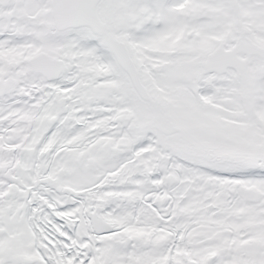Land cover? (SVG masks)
<instances>
[{
	"label": "snow or ice",
	"instance_id": "1",
	"mask_svg": "<svg viewBox=\"0 0 264 264\" xmlns=\"http://www.w3.org/2000/svg\"><path fill=\"white\" fill-rule=\"evenodd\" d=\"M0 264H264V0H0Z\"/></svg>",
	"mask_w": 264,
	"mask_h": 264
}]
</instances>
